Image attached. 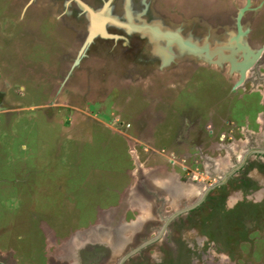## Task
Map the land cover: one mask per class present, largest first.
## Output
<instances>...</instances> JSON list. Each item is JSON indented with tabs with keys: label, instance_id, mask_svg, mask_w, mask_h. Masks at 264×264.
Segmentation results:
<instances>
[{
	"label": "rangeland",
	"instance_id": "374dc122",
	"mask_svg": "<svg viewBox=\"0 0 264 264\" xmlns=\"http://www.w3.org/2000/svg\"><path fill=\"white\" fill-rule=\"evenodd\" d=\"M13 1L0 0V26H9L0 31V107H8L0 109V264H58L66 256H73L66 254L73 251L68 241L76 242L80 240L78 236H91L76 235L79 231L102 223L104 229H109L102 235L110 237L115 234V237L117 226L114 229L109 226L113 219L114 222H126L137 215L138 219L145 221L147 212L143 209L121 212L126 201L123 204L120 199L125 190L133 186L138 188L137 182L143 177L142 173L147 177L153 169H162L159 162L162 160L154 155L151 156L153 159H149L150 152L140 146L135 148L137 151L134 154V149H130L122 137L132 133L131 128L129 130L120 122L128 121L132 113L142 111L148 105V100L138 93L143 86L136 87L138 100L133 112L127 114L121 109L124 103L115 100L125 99L126 92L121 95L117 89L118 92L111 95L109 103L119 115V125L124 126H113L117 132L105 128L96 118H80V122H87L91 128L89 138H84V141L75 134H69L72 128L79 133L81 127L79 120L74 122V127L69 120L75 109L84 107L92 115L95 109L104 111L98 106L99 99L90 92L63 95L67 97L63 100L50 99L53 85L48 80L56 81L61 74L58 72V54L61 45L66 43L65 38L71 37L74 32L62 31L60 22L53 15L38 19L36 9L30 3L19 21L8 19L15 12H20L11 6ZM195 1L201 10L208 0ZM237 3L242 5L244 1ZM251 38L264 43V10ZM111 51L108 48L103 54H110ZM104 58L108 61V68L77 70L75 77L84 76V82L95 87L105 77L120 76V68L130 64V56L120 57V60ZM208 67L205 64L197 69H188L190 73L185 82L171 77L172 73L176 74L174 71L166 73L173 80L170 85L173 90L163 101L169 102L168 114H172V118L186 114L191 119L196 114L198 126L204 129L205 125H210L208 120H212L211 132H204L203 150H207L209 156L206 155V158L209 159L177 160L180 168L167 164L168 168H173L183 177L182 184L186 185H190L192 176L208 185L213 183V175L218 177L234 167L249 142L253 143L261 136L255 133L264 130V62L258 67L261 75L257 76L260 78L256 76V80L247 81L235 91L232 87L236 76L231 77L213 65ZM145 76L148 75L143 73ZM5 80L11 84L6 86ZM82 88L85 89V86ZM69 103L75 107L74 110H69ZM158 106L164 108V103ZM54 112L55 117L52 115ZM173 121L167 119L165 126L174 131ZM64 131L67 136L63 135ZM93 138L96 140L90 142ZM261 138L264 144V132ZM238 139L243 142H238ZM177 149L179 152L184 150ZM246 161L225 184L210 193L215 195V201L201 204L193 212L195 218L192 221L195 222L178 233L181 242L186 245L181 264H264V165L259 166V162L264 161V155L252 154ZM163 174L164 171L158 174V184L163 182ZM238 178L247 184L236 181ZM203 185L196 189L202 190ZM184 196L179 206L189 204L195 198L190 194ZM157 204L159 209L161 203ZM111 206L119 208L116 212L108 211ZM171 206L165 208L162 205L164 209L159 214H168L173 207L176 208ZM120 214H123V219L116 217ZM160 221L158 217L152 224H147L151 229H146L145 237H153L158 232ZM125 235L129 233L125 232ZM145 237L137 239V242L141 243ZM167 244L161 240L148 245L128 263L172 264L171 260L160 261L163 246L170 249L176 246L174 241ZM133 246L130 243L126 248L119 249L116 255L110 254L102 264H116ZM144 256L152 260L140 262ZM87 262L90 261L87 259Z\"/></svg>",
	"mask_w": 264,
	"mask_h": 264
},
{
	"label": "flooded vegetation",
	"instance_id": "af4514ba",
	"mask_svg": "<svg viewBox=\"0 0 264 264\" xmlns=\"http://www.w3.org/2000/svg\"><path fill=\"white\" fill-rule=\"evenodd\" d=\"M31 1H32L30 2V4H32L31 7L32 8L35 7L36 9L35 15L38 16V19H42L43 16L45 15H50V16L53 15L60 22L61 24L60 28L62 31L69 32L72 30V32H74L72 33L71 37L69 36L65 38L66 43L61 45V51L58 54L59 56V59L57 61L59 67L58 72H60L61 74L57 76V80L59 81L58 83L60 84L61 81L67 75L70 66L72 65L76 56L78 55V52L80 51L88 35V32L91 30L93 19L95 18V17L92 18L94 15L90 11H88L85 6L88 5L92 11L98 14L102 11L107 1L109 0H31ZM219 1L220 0H208L207 2H204L206 4L204 7L205 9L202 8L201 10H199L200 8L198 9V6L196 5L198 3L195 0H181V1L132 0L130 6V14L133 16L134 21L137 24H141L142 20H144L145 24L148 25L160 24L162 25L160 30H166L168 28L176 34L179 33V35L182 37L183 40H188L190 38L191 40L190 42H193L201 36V34L203 33L202 31L203 29H205V34L209 33V35L212 36L213 34H221V33L226 34L228 33L227 31L230 30L231 25H234L237 8L241 6V4L238 5L237 2L240 0H221L223 2L221 4ZM243 1L245 3L246 0ZM81 2L84 3V5H82ZM260 3L261 0H256L254 5L257 6ZM223 4L224 6H222ZM183 5L185 6V8H182ZM220 6L222 7L220 8ZM39 8L42 9L43 11L42 12L41 10L39 11ZM263 10H264V5L260 7L257 11L250 12L249 15H247L246 18L244 19L245 23H248L249 26L251 27L252 31L250 32L249 40L250 43L256 42V44L251 43L254 47H261L264 45L263 42H258V40L254 41V39L251 38L253 35L254 26L257 25L258 20L260 21V15L262 14ZM103 12H104L103 15L101 14L96 17L97 24L99 23L100 25H103L106 31L110 32L111 34L117 37H106L101 33H97V36L90 45L86 56L83 57V59L81 60L80 66L77 69H75V71L72 73L73 75L69 77V80L67 81L68 84H73L74 86L77 81L78 82L80 81V80H75L74 74L77 70L86 71L87 69H90V68H86L85 66H84L85 69H83L82 65H91V62H95V60H98V63L99 62L101 63V60H103L104 57H107L108 59L110 57L111 60L112 59L115 60V59H119L120 57L126 58V56H130L128 62L130 64L125 65L126 73L127 71L134 70L136 74L139 75L142 74L143 76V73L144 75L146 73L148 77L153 78L154 76H158V74H162V73L166 74L167 72L172 73V71H174L176 74L173 75L172 73L171 77H176L180 81L183 80V82H185V79H187L188 77L187 74L190 73L188 69H197L199 66H203L202 65L203 63L197 61L195 57H193L192 55L189 56L180 53V51H178L179 50L177 47L178 45L174 43L172 45V49H174L173 55H175V59L171 62L170 67L164 70H160V64L162 61L159 56L153 53L152 49L154 47V43H152L149 40L148 36L145 35L142 37L141 34H138L137 32H134L126 27H122L116 24L115 22H113L112 20H110L109 18L111 17L113 19L115 18V20L117 19L118 21L129 22V17H128L129 15L126 10V0H111ZM178 29H180V31H178ZM108 43H110V46H108L109 45ZM166 43L167 42L164 41L162 42V44L165 46L167 45ZM108 48L109 50H112L111 53L109 54L108 52L106 54H103V52ZM107 63L108 61L106 60L104 64L107 65ZM223 71L224 73L226 72L228 73L227 68ZM257 75H261L259 69L257 71V74L255 75L252 74V76L249 77L248 81L252 82L253 80H256ZM167 77H168L167 79H170V75H168ZM257 78L260 77L257 76ZM83 79L85 80L84 77ZM150 101L152 102V100ZM152 105L153 104L151 103V106ZM191 114H193V112ZM181 116L182 115L179 114V117ZM177 119L178 117L176 118V120ZM198 120H199L198 115L195 114V117H193V122L195 121V125H197V128H193L192 131L188 132V134L190 136L192 135V133H194V138L192 139L193 141H190V143H193L192 145L196 149L197 147H199V149H197V153H196L197 155L191 156L189 159H203V160L209 159L206 158V155L209 156V154H207V150L206 151L203 150L205 149L203 148L204 132H206L205 129L207 126L205 125V129L199 127ZM193 122L190 121V123H187L184 116L182 126L188 127L189 125L194 124ZM207 124H210L208 126L210 129L212 127V120L211 121L208 120ZM186 136L187 135L183 136V139L188 141ZM147 151L150 152V149H148ZM245 153L246 151H244L243 149V151L241 152V156L237 159L235 164L242 163L241 161ZM253 154L258 156L261 155L260 153L259 154L253 153ZM250 156L248 158H250ZM177 165H179V163H177ZM243 165L240 166L236 171L240 170L241 167H243ZM263 165H264V161H260L259 166H263ZM177 167L180 168L179 166ZM150 169L153 168H149L148 170ZM158 170L160 171L159 167ZM159 171H155V169H153L152 173H150L152 175L151 181L148 180L146 176L139 178L137 182L138 184L137 189L139 192H141L139 196L134 193L133 184L135 180L132 183L133 187L129 185L132 187V189L129 188L128 190H125L124 193L122 194L121 202L130 193H134V197H132L133 194L130 196L129 202H127V204H124L122 206L121 212H124L125 210L140 211L141 209L147 212L145 221L142 219H138L136 215L134 219L123 222V226H125L126 229L130 228L127 232L129 233V235H131V237L125 234L121 235L118 227H121L122 225L117 226L118 221L114 222L115 219H113L112 222L109 223L110 224L109 226L112 229H114V227L117 226L116 228L117 235L115 237L114 235L110 237L102 235L100 237L95 238L93 237V235H91V236H87L86 237L87 240L83 241V243L82 242H80V244L78 243V246L77 245L73 246L74 242L68 241V244L70 246L69 248L71 249L73 248V251H70L66 254L73 256L71 258H66L67 257L66 256L65 258L61 259L60 263L58 264H102L103 262L106 261L107 257L110 254L116 255L119 249H123L124 247L126 248L128 244L132 243V245L134 246L139 244L140 242L138 243L137 239L145 237L147 235L146 229H151L148 228L150 225L147 226V224L148 223L152 224L155 219L158 220V217H160L161 224L158 227V232L154 236L158 235L159 233L161 235L155 241H153L148 245H151L161 240L166 241V243L168 244L169 241L171 242L174 241L176 246L171 249L163 246L161 253L162 259L160 258L159 259L161 262L165 259L166 261L171 260L172 264H181V259L184 254V250H186V245H184L183 242H181L180 240L181 237L179 236V234L181 233V230H184V227H186L188 224L195 222L192 221L193 217L195 218L193 212L197 210V208H199L201 204L206 202L212 204L213 201H215V197H214L215 195H210V193L216 188L222 186L223 184L210 190L207 193L203 202L199 204L197 207L191 208L188 211L177 213L175 216L172 217V215H174V213L178 209H181L185 206V205L183 206L181 205L182 207L179 206L181 204V201H183V198L185 197L184 195L190 194V197L195 195L194 198L195 200L198 197V194L202 193L200 191L204 189L203 187L207 183L199 179L197 180L192 176L191 183L193 184L197 183L200 185L204 184L202 186V190L199 191V189H196L195 186L192 187L188 184L187 185L184 184L187 187L183 186L182 183L184 180L181 175H179L178 177V175L168 174L169 176H166V178H164L163 175L164 183L163 182L160 183V185L157 188L156 184L158 180ZM164 174L166 175V173ZM169 179H173V180H169ZM238 179H236V181L238 182L242 181L243 183L247 184L246 181L241 179L238 180ZM147 188L153 189V191ZM155 188H157V190H155ZM189 188L192 189L190 190ZM221 193L222 192L219 193L218 197L220 196ZM157 203L159 204L161 203L160 204L161 209L157 208L158 205ZM162 205L165 208L167 205H169L170 207H172L171 205H173L176 206V208L173 207L172 211H170L168 214L161 215L159 213L162 212L161 210L164 209ZM228 206H230L229 202H228ZM111 208H118V207L114 206ZM121 216L124 217L123 214ZM116 217H120V215L119 216L117 215ZM106 231H109V229H107ZM70 238L72 239V237ZM147 238L149 237H145L144 240ZM93 239L96 240L94 241ZM102 239H103V243H102ZM118 245L119 248H115V246ZM102 246L104 247L103 249H98V247L101 248ZM125 253L126 251L124 252V254ZM137 253L138 252L131 255L123 264H129L128 262L131 259L135 258V255ZM165 255L167 256V258H163ZM87 259L90 261L89 263L87 262ZM147 259L152 260L151 257L144 256L141 257V260L139 261L144 263L143 261H146ZM118 262L119 260L117 261V263ZM147 262L151 263V261H147Z\"/></svg>",
	"mask_w": 264,
	"mask_h": 264
},
{
	"label": "crops",
	"instance_id": "0c3cea01",
	"mask_svg": "<svg viewBox=\"0 0 264 264\" xmlns=\"http://www.w3.org/2000/svg\"><path fill=\"white\" fill-rule=\"evenodd\" d=\"M29 3H30L29 0H26V1L14 0L11 3V6H14V9L19 10L20 12H15L14 16L8 17V19H15V20L19 21L18 19H21V17L23 18L24 13L26 12V10H28ZM7 28H9V26H0V31L3 29L6 30ZM35 33H32V34H35ZM105 61H106L105 58H103V60H101V63L100 62L98 63V60H95V62H91V65H86V68H90V69H95L98 67L108 68V65L104 64ZM202 65H205V64H202ZM124 70H125V65L122 66V68H120V72H121L120 76L115 77V75H111V76L105 77L106 79L103 78V80L101 82H99L97 84V86H95V87H93L92 85L90 86V84L88 85V83H85L84 79H83L84 76L80 77L79 75L77 77H75V80H80V81L79 82L75 81L76 83L74 86H73V84L66 83V85H64L60 89L58 88V86H59L58 82L59 81L58 80L55 81V80L50 79V80H48V82L52 83V85H53L51 92H50V99L52 98L55 100H63V98H67V97H64L63 95L66 96V95H70V93L75 94L77 92H79L80 94H85V93L90 92V94L95 96L97 100L99 99L98 103L100 102L99 103L100 105H98V106L103 108L104 111L101 112V110L97 111V109H95L96 111H94V115H92L93 113H91V111L88 110V108H87L88 111H86L85 110L86 108H84V107H80L78 109H75V107H72L73 105L71 106L72 103H69L68 104L69 108H70L69 110H71L72 108H73V110L75 109L74 112L72 113L71 117H70L71 119L69 118V120L71 121V125L73 124L72 127H74V125H75L74 122H76V120H79L80 118H82V119L83 118L84 119L96 118V119H98L99 122H101V124L105 128L114 132L115 129L113 126L122 127L123 125H119V120H120L119 115H117L113 111L112 104L109 103L111 101V99H110L111 95L114 92H118L117 89H119V91H120L119 93L121 95L124 93V91L126 92L127 97L125 99H123V98H117L116 99L115 98V100L122 101L124 103L123 104L124 106L121 107V109L123 110L122 111L123 113L126 112V114H127L130 111L133 112V110H134L133 107H134V105L136 106V103L138 100V98L135 96V93H137L136 87L137 86L138 87L143 86V87H141V88H143V90L141 89L140 91H138V93L144 99H147L148 103L151 102L150 100H152L151 103L153 104L152 105L153 107L151 106V103H149L148 104L149 106H146L142 111L138 110V111H135L134 113H132V115L128 118V121L120 122V123H123L124 126L127 123H129L130 127H127V128L129 130L131 128L130 132L132 133V134H128V136L125 135L126 137L125 136H122V137L125 138L124 140L128 142V146L130 145V149H132V148L134 149V154H135V150L138 148V146H140V148L144 149L145 151L150 149L151 155H150L149 159H153V157H151L153 155L157 157L156 159H161L163 162L159 161L162 164L161 165L162 169H160V171H164V173H166V175L163 174L164 178H166V176H169L168 174L178 175V177H179V174L173 168L172 169L168 168L167 164H171L173 166L174 165L178 166L176 164L177 160L180 161V160L185 158L188 161V160H190L189 158L191 156L197 155L196 153H197V149H199V147H197V149H196L192 145L193 143H190V141H193L192 139L194 138V135L189 136V134H188V132L192 131L193 128H197V125H195V121L193 122V118L192 119L188 118L189 116L186 114L182 115L181 117H179V115H178L179 121L176 120L177 117L172 118V114H168L169 102H163V101H165L167 94H169L173 90V89H171L172 87H170V85L173 84V80L167 79L168 75H166L165 73L164 74L162 73V74H158V76H154L153 78H149L148 76L143 77L142 74L141 75L136 74L134 70L127 71V73H129V74L124 73ZM130 73H135V74L130 76L131 75ZM84 78H86V77H84ZM104 80H105V82H104ZM146 80L148 81V83L146 82ZM151 80H153V81H151ZM6 81L7 80L4 81L6 86L11 84L10 82H8V81L6 82ZM106 82H107V84H105ZM83 86H85V89L82 88ZM1 93H2V91H1ZM11 93H12V91H11ZM163 103H164V108L166 107V109H164V108L162 109L161 107L158 106L159 104L163 105ZM4 108H8V107L4 106L3 109ZM52 115H53V117H55L54 115H56V113L54 112ZM58 115H59V113H58ZM184 116H185L187 123H190V121H191L194 124H191L188 127L182 126ZM167 119H174V121H173V124H174L173 128L175 129L174 131L168 129V127L165 126ZM72 121H73V123H72ZM78 123L81 126L79 133H77L76 128L75 129L72 128L69 131V134L70 133H72V135L75 134L76 136H79L80 139H82V140H84V138H85V140L88 139L89 133H91V128L87 125V122H83V121L80 122V120H79ZM78 123H77V125H79ZM262 126H261V128H262ZM203 131H204V129H203ZM205 131L211 132L208 126L206 127ZM246 131H249V130H246ZM115 132H117V131H115ZM263 132H264V130L261 131V129H260V131L258 133H255V134H256V136H258V135L262 136ZM63 135L67 136V132L64 131ZM185 135H187L186 137H187L188 141L183 139V136H185ZM76 136H72V138H75ZM261 136L257 137L255 139V141L253 142L254 144L252 142H249V146H246L245 151L247 152L250 148H252V149L264 148V144L262 143L263 138H261ZM70 138L71 137H69L68 139H70ZM112 138H114V137H112ZM103 139H105L104 134H103ZM94 140H96V139L95 138L90 139V142L91 141L94 142ZM98 140H100V139H98ZM238 142L242 143L243 141L241 139H238ZM178 147H180L184 150L179 152L177 149ZM191 149L196 150V151L192 152ZM129 152H130V154H132V152L130 150H129ZM255 153H257V154L260 153L261 155H264V153H261V152H255ZM254 155L255 154H253V156ZM169 159H174V162L170 161ZM128 171H131V169H129ZM160 171H159V173L161 175ZM147 178H148V180L151 181L152 175L150 173H147ZM137 179H138V177L135 179V182ZM169 180H173V179H169ZM155 183H156V181H155ZM156 185L158 188V186L160 184L157 183ZM132 194H134V193L128 194V196L125 197V199L122 201V203L126 201V204H127V202H129V198ZM120 203H121V199H120ZM120 203H118V204H120ZM111 207H113V206H111ZM117 209L118 208H111V211L116 212ZM107 210H110V209H107ZM103 236H105V235L103 234ZM79 238H80V240H78L79 244H80V242L83 243V241L87 240L84 237H79ZM75 245H76V243H75Z\"/></svg>",
	"mask_w": 264,
	"mask_h": 264
},
{
	"label": "water",
	"instance_id": "95a60500",
	"mask_svg": "<svg viewBox=\"0 0 264 264\" xmlns=\"http://www.w3.org/2000/svg\"><path fill=\"white\" fill-rule=\"evenodd\" d=\"M110 1L111 0L107 1L105 7L98 14L92 11L88 5L85 6L87 10L90 11L94 15L92 18L94 17L95 18L93 19L91 30L88 32V35L80 51L78 52V55L76 56L74 62L70 66V69L67 75L59 84L58 86L59 89L63 87L64 85H66L67 81L69 80V77L72 75L75 69H77L80 66L81 60L83 59V57L86 56L90 45L92 44V42L95 40V37L97 36V33H101L105 35L106 37H117L111 34L110 32L106 31L103 25H100L99 23L96 24L97 23L96 17L98 15L104 14L103 11L108 6ZM255 1L256 0H246L243 5L237 8L234 25H231L230 30L227 31L228 33L213 34L212 36H210L209 33L205 34V29H203L202 30L203 33L201 34V36L193 42H190L191 41L190 38L188 40H183L182 37L179 35V33L176 34L168 28L166 30H160L162 27V25L160 24L148 25V24H145L144 20H142L141 24H137L134 21L133 16L130 14V6H131L132 0H126V10L129 15L128 16L129 22L118 21L117 19L115 20V18L113 19L111 17L109 18L116 24L122 27H126L134 32H137L138 34H141L142 37L145 35L148 36L149 40L152 43H154V47L152 49L153 53L159 56L162 61L160 64V70H164L170 67L171 62L175 59V55H173L174 49H172V45L175 43L178 45L177 47L180 53H183L189 56L192 55L193 57H195L197 61L203 64H206L207 66L213 65V66L219 67L221 70H225L227 68L228 73L231 77L236 76V79L233 85V90L235 91L236 88L243 86L249 80V77H251L252 74L254 75L256 74V72L258 71V67L260 66V64L263 63V60H264V45L261 47H254L250 43L249 35L252 30L249 24L245 23L244 21V19L246 18L247 15H249L250 12L257 11L260 7L264 5V0H261V3L257 6L254 5ZM29 2H32V1L30 0ZM81 4L84 5V3L82 2ZM178 31H180V29H178ZM163 41L167 42L166 46L162 44ZM1 108L3 109V107H0V109ZM255 152L264 153V148H258V149L250 148L243 155V158L241 161L242 163L241 164L239 163L240 165L234 164V167H231L228 172L218 177L213 175V177L215 178V181L209 185L206 184L203 187L204 189L200 191L202 193H199V194L197 193L198 197L194 201H192L189 204L186 203L185 206L181 209H178L174 213V215H172V217L175 216L177 213L188 211L191 208H195L199 204H201L210 190L224 184L228 180V178L231 177L232 174L246 162L248 157L252 153H255ZM169 160L174 162L173 159H169ZM142 176L145 177V175H142ZM182 185L186 186L184 184ZM191 185L192 187L195 186V188H197L199 187L200 184L191 183L190 186ZM134 193L139 196L141 192H139L136 187V190L134 189ZM121 215L122 214H120V218L123 219ZM118 225L119 226L122 225L121 227H119V232L121 233V235L125 234V232H127L130 229V228L126 229L125 226H123V221L121 220L117 222V226ZM102 226L103 224L101 223L97 227H92L82 232L79 231L78 233H76V235L81 234V236H83V235L90 234V235H93V237L95 238L100 237L102 236V233H104L107 230V229H104ZM160 235L161 234L159 233L156 236L147 238L144 241H142L140 244H137L136 246L132 247L128 252H126L119 259V262L117 264H123L131 255L135 254L136 252H139L142 248L146 247L148 244L155 241ZM76 243H79V241H76ZM115 248H119V245L115 246Z\"/></svg>",
	"mask_w": 264,
	"mask_h": 264
},
{
	"label": "built area",
	"instance_id": "2783aa9c",
	"mask_svg": "<svg viewBox=\"0 0 264 264\" xmlns=\"http://www.w3.org/2000/svg\"><path fill=\"white\" fill-rule=\"evenodd\" d=\"M127 127H130V124H129V123L126 125V128H127Z\"/></svg>",
	"mask_w": 264,
	"mask_h": 264
},
{
	"label": "clouds",
	"instance_id": "9594fccd",
	"mask_svg": "<svg viewBox=\"0 0 264 264\" xmlns=\"http://www.w3.org/2000/svg\"><path fill=\"white\" fill-rule=\"evenodd\" d=\"M125 126H126V125H125ZM173 160H174V159H173ZM137 180H138V179H137ZM137 180H136V181H137Z\"/></svg>",
	"mask_w": 264,
	"mask_h": 264
},
{
	"label": "bare ground",
	"instance_id": "6f19581e",
	"mask_svg": "<svg viewBox=\"0 0 264 264\" xmlns=\"http://www.w3.org/2000/svg\"><path fill=\"white\" fill-rule=\"evenodd\" d=\"M97 24V23H96ZM119 228V227H118ZM115 235V234H114Z\"/></svg>",
	"mask_w": 264,
	"mask_h": 264
}]
</instances>
